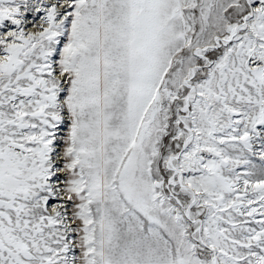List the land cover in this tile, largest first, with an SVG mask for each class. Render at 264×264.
<instances>
[{
	"label": "snow or ice",
	"instance_id": "6c2138e0",
	"mask_svg": "<svg viewBox=\"0 0 264 264\" xmlns=\"http://www.w3.org/2000/svg\"><path fill=\"white\" fill-rule=\"evenodd\" d=\"M0 264H264V0H0Z\"/></svg>",
	"mask_w": 264,
	"mask_h": 264
},
{
	"label": "bare ground",
	"instance_id": "6f19581e",
	"mask_svg": "<svg viewBox=\"0 0 264 264\" xmlns=\"http://www.w3.org/2000/svg\"><path fill=\"white\" fill-rule=\"evenodd\" d=\"M30 16H31V15H30ZM30 16H29V18H28V19H29V20H32V19H33V17H31V18H30ZM38 18H39V17L37 16L35 19L38 21V20H39ZM28 26H29V27H27V30H28V31H33V30H34V29H32V26H31V24H29Z\"/></svg>",
	"mask_w": 264,
	"mask_h": 264
},
{
	"label": "rangeland",
	"instance_id": "374dc122",
	"mask_svg": "<svg viewBox=\"0 0 264 264\" xmlns=\"http://www.w3.org/2000/svg\"><path fill=\"white\" fill-rule=\"evenodd\" d=\"M30 16V15H29ZM32 16H30V18H31ZM29 18V17H28ZM39 19V18H38ZM32 26V25H31ZM29 27V26H28ZM33 29V28H32ZM35 30V29H34Z\"/></svg>",
	"mask_w": 264,
	"mask_h": 264
}]
</instances>
